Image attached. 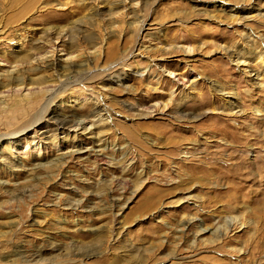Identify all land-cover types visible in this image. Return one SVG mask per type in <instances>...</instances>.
Instances as JSON below:
<instances>
[{"label": "rangeland", "instance_id": "1", "mask_svg": "<svg viewBox=\"0 0 264 264\" xmlns=\"http://www.w3.org/2000/svg\"><path fill=\"white\" fill-rule=\"evenodd\" d=\"M0 264H264V0H0Z\"/></svg>", "mask_w": 264, "mask_h": 264}, {"label": "bare ground", "instance_id": "2", "mask_svg": "<svg viewBox=\"0 0 264 264\" xmlns=\"http://www.w3.org/2000/svg\"><path fill=\"white\" fill-rule=\"evenodd\" d=\"M239 8L240 7H236L234 10H237V11H239ZM258 14H262V13H258ZM247 17V16H246ZM248 37H250V36H248ZM190 51V50H189ZM194 51V50H193ZM187 54H190L189 52H187ZM239 65H247L248 63H246V61H239V62H237ZM80 65L81 64H77V68H75V65L73 66V65H71V63H70V65H61V64H59V63H56V62H50L48 65H47V67H49V68H57L58 66H60L59 68H58V70H60V71H62V72H68L69 74L70 73H73V72H75L77 69H78V67H80ZM245 71H247V70H245ZM252 75H257L256 73H254V74H251V76ZM257 77V76H256ZM12 79H13V81L14 80H16V81H18V82H20V77H12ZM21 83V82H20ZM1 85H2V87H7V85L8 84H3V83H1ZM7 90V89H6ZM217 90H219V91H221V89H219V88H217ZM231 101H229V103H230ZM232 103V102H231ZM168 102H166V103H161L160 105H159V107L158 108H155V109H150L149 107H136V114L139 116H142V117H149V116H152V114H153V112H155V111H166L167 110V108H169L168 107ZM153 108V107H152ZM101 110L102 109H99V110H94V115H95V117H97V118H91L89 121H91V122H93V125H94V129H97V128H99V127H102V125H104L105 123H107V121H106V119L104 118V117H102L105 113H101ZM55 114V113H54ZM181 116H183L184 118H188V119H196V118H198V116H196V117H193L192 118V116L191 115H188V114H180ZM76 116H74V114H70V115H62V116H59V113H58V115L56 114V116H53V117H51L50 119H48V122H51L52 124H55V125H57V126H60L61 128H64L66 125H68V124H70V123H76V124H83V122L85 121L86 122V119H80V122L81 123H78L77 121H76ZM40 122H42V121H36V133H40V129H42L43 127H46V126H48V125H44V123H40ZM47 122V121H46ZM40 124H41V126H40ZM92 125V126H93ZM35 126V125H34ZM38 126H40V127H38ZM58 128V127H57ZM81 128H83V129H85V127L83 126V125H81ZM9 139V138H8ZM226 221H227V223L229 224V223H233L232 222V218L231 219H226ZM180 230H182V229H180ZM202 230V232H204V231H207L208 230V228H203V229H201ZM87 256V255H86Z\"/></svg>", "mask_w": 264, "mask_h": 264}]
</instances>
